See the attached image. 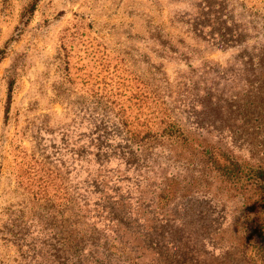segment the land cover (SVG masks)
I'll return each mask as SVG.
<instances>
[{"label": "rangeland", "instance_id": "1", "mask_svg": "<svg viewBox=\"0 0 264 264\" xmlns=\"http://www.w3.org/2000/svg\"><path fill=\"white\" fill-rule=\"evenodd\" d=\"M202 1L0 0V264H61L76 234L82 264H253L203 155L264 170V0Z\"/></svg>", "mask_w": 264, "mask_h": 264}, {"label": "trees", "instance_id": "2", "mask_svg": "<svg viewBox=\"0 0 264 264\" xmlns=\"http://www.w3.org/2000/svg\"><path fill=\"white\" fill-rule=\"evenodd\" d=\"M203 17L206 22L216 17V13L211 7L208 0L202 1ZM198 25V24H197ZM195 24V26H197ZM219 44H225L231 40V37L226 35H219ZM240 38V35H237ZM246 56L245 63L243 65L248 66V72H250V87L252 89V95L249 106L257 112V120L264 123V44H262L258 50L252 52H243ZM12 83L9 84L8 94L11 93ZM10 98V97H9ZM160 124L162 125V133L169 137L182 138L184 136L179 133L176 127L168 122V116L166 110L160 113ZM146 127V126H145ZM137 132V131H136ZM140 134H144L141 138L146 139L150 137L148 129L140 131ZM132 137L136 138V134L131 132ZM203 155L206 158V162L212 167V170L219 173L224 181L230 183L232 191L238 193L243 200H245L244 215L245 220L243 222V246L250 248L252 253L251 261L253 264H264V170L254 169L247 166H242L236 161L230 159L225 155L218 154L213 150H206ZM168 191H164L160 199L166 201L168 199ZM63 240L62 247H67V250H63V254L70 252L68 256L63 257L61 264H82L84 263L85 256L82 255L85 246L88 243V239L78 238L77 234L75 239L71 241ZM69 243V246H68ZM71 244V246H70ZM93 245V243H91ZM91 245V246H92Z\"/></svg>", "mask_w": 264, "mask_h": 264}]
</instances>
